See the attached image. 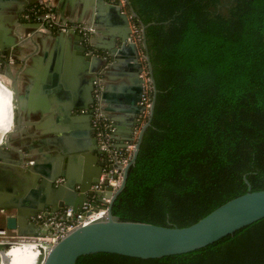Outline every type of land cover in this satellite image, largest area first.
Segmentation results:
<instances>
[{
	"label": "trees",
	"instance_id": "trees-1",
	"mask_svg": "<svg viewBox=\"0 0 264 264\" xmlns=\"http://www.w3.org/2000/svg\"><path fill=\"white\" fill-rule=\"evenodd\" d=\"M126 8L145 28L157 93L149 92L154 114L113 215L187 227L264 190V0H128ZM76 264H264V218L188 253L101 252Z\"/></svg>",
	"mask_w": 264,
	"mask_h": 264
},
{
	"label": "water",
	"instance_id": "water-1",
	"mask_svg": "<svg viewBox=\"0 0 264 264\" xmlns=\"http://www.w3.org/2000/svg\"><path fill=\"white\" fill-rule=\"evenodd\" d=\"M39 2L40 0H0V51L3 52L6 49L1 42L2 31H10V28L5 23L11 25L13 19H18L26 7ZM86 7L90 8L92 15L93 13L96 14L95 22H99L101 20L100 16L105 13L117 17L120 21L121 30L118 35V43L123 46L124 52L129 55L127 60L133 62L128 64L124 74L129 82V88L127 89L128 98L124 100L126 104L124 107L132 115L131 120L135 121L140 109L143 110V106L139 105L144 82L143 78H140L143 63L139 61V59H142L140 52L142 48L145 50L155 95L157 93L148 53L145 28L143 44L138 45L136 42L129 40L132 32L131 21L128 14L122 12L119 5L111 4L107 0H87ZM35 25L38 26L39 24ZM109 50L114 52L112 47ZM7 55L8 57L10 56L9 50H7ZM0 59H2L1 54ZM119 59V57H115V61H119ZM55 64L56 66L58 65L57 62ZM107 65L108 59L106 56L87 55L84 48H78L71 66L73 71L81 72L84 79L79 89L80 95L68 98V102L63 104V107L67 114L78 108L88 109L86 114L73 116L72 120H86L89 129L88 122L90 123L93 116V109L90 106L95 101L93 91L98 80H101L103 87L102 103H108L110 99L109 90L113 87L107 83L114 76L110 75ZM118 66L119 64H115L112 68H118ZM3 71L5 70L0 69V78L3 77ZM52 73L53 76L49 77V84L46 85V88L48 91L53 92L54 90L57 91L61 86V76L60 71L55 73L52 70ZM38 88L41 90L40 87ZM12 92L15 106L19 104L22 107L24 96L18 92L14 94L13 90ZM36 97H40V94ZM154 107L155 98L152 102L150 119L141 130L131 165L136 161L144 131L151 123ZM103 110L106 114V111L113 109L103 105ZM116 146L122 147L118 144ZM2 149L3 147L0 146V179L5 177L4 182L8 186L5 191H0V208L3 211H8L16 207L18 213L10 215L2 212L6 214V227H0V231L8 229L15 231L19 236H36L41 228L37 227L38 221H34L33 218L39 211H44L46 214H54L65 208H72L75 211L83 210L84 202L90 195L94 194L106 195L112 198L106 218L92 219L79 225L62 238L48 254L45 253L44 249H40L37 264H76L81 256L101 252L143 259L188 253L206 247L264 218V190L249 191L231 199L187 227L162 226L117 217L112 213V204L127 183L130 167L126 170L122 187L115 194H112V189L109 187V192L104 194L100 191L95 192L92 187L94 183L99 182V177L106 165L105 161L99 162L95 178L89 179L86 177L84 181L71 177L63 163H60L54 173H44L40 170L38 164H34V161H31L32 164L24 166L25 168L20 172V176L11 169H2L1 161L5 159ZM99 152L103 154L101 150ZM90 171H92L91 167ZM61 176L65 177V181L56 186L55 181ZM43 184L52 189L49 191L50 193L40 191L39 187ZM99 201H103V199L99 198ZM0 264H2L1 256Z\"/></svg>",
	"mask_w": 264,
	"mask_h": 264
},
{
	"label": "crops",
	"instance_id": "crops-1",
	"mask_svg": "<svg viewBox=\"0 0 264 264\" xmlns=\"http://www.w3.org/2000/svg\"><path fill=\"white\" fill-rule=\"evenodd\" d=\"M41 4L54 8L59 18L68 23L94 25L96 32L92 36V47H88L83 36L76 31L60 33L59 30H46L39 22L24 20L22 14L27 7L18 19H13L11 25L5 23L10 31H2L1 42L6 49L0 51V65L5 70L1 77L3 82L0 78V98L1 104H6L5 111L0 116V146L3 147L5 158L1 161L2 169H11L21 176L24 166L34 161L42 172L54 173L60 163H63L67 173L76 180L84 181L86 177L92 179L97 176V167L100 161H104V155L99 152L93 116L88 122L90 129L86 120H72L73 116L86 114L88 109L78 108L67 114L63 107L68 98L80 95L79 89L84 79L82 73L73 71L71 66L78 48H84L87 55L107 57V70L114 78L107 83L113 88L109 90V102L103 105L112 107L113 110L106 111V116L113 127V139L116 144L124 146L127 142H133L141 133L137 132L142 110L140 109L135 121H132V115L124 107L129 88L124 74L128 64L133 62L127 60L129 55L118 43L121 24L117 17L105 13L100 16L99 22H95L96 14L92 15L90 8L86 7L87 0H40L34 5ZM129 40L134 42L132 32ZM111 47L114 52H110ZM7 50L10 52L9 57ZM140 52L142 57L145 51L142 48ZM115 57H119V61H115ZM115 64H119L118 68H112ZM52 70L55 73L60 71L61 76V86L53 92L46 88L49 77L53 74ZM12 81L15 82L16 94L18 92L24 96L23 106H15L14 121V95L13 89H10L13 88ZM39 94L40 97L37 98ZM93 94L95 95V89ZM139 105L142 106L141 101ZM4 178L0 179V191H5L8 186ZM64 181V176L58 177L55 185ZM39 189L43 193H50L52 190L44 184ZM0 212L16 215L18 209L14 207L3 211L0 208ZM40 212L44 211L38 213ZM33 220H36V216ZM37 227L41 228L39 222Z\"/></svg>",
	"mask_w": 264,
	"mask_h": 264
},
{
	"label": "built area",
	"instance_id": "built-area-1",
	"mask_svg": "<svg viewBox=\"0 0 264 264\" xmlns=\"http://www.w3.org/2000/svg\"><path fill=\"white\" fill-rule=\"evenodd\" d=\"M112 4L119 5L125 11L131 21L132 39L138 45L142 44L144 39L143 30L132 22L133 14L127 11L128 0H108ZM37 5L31 6L25 12L24 17L27 20L39 22L46 30H59L61 32L76 31L80 33L84 42L88 47H92V36L96 32L94 25L87 23L71 24L59 18L54 8L49 5L41 4L35 10ZM93 51H90L92 53ZM143 69L141 77L143 78V90L141 96V105L143 106L142 115L149 117L151 114L152 100L149 92L153 89L151 81V73L146 60V55L142 54ZM102 83L101 80L96 82L95 101L92 104L93 109V127L95 129L96 138L99 148L104 155L106 163L102 176L92 189L95 192L108 193V188L111 187L112 194H115L123 185L126 170L131 166L136 146L139 140L140 132L145 126L144 122H140L138 126V134L133 142H127L125 146L118 147L113 139V127L109 122L102 103ZM141 115V117H142ZM141 120V118H140ZM102 198L103 201H99ZM112 203V198L108 196H100L99 194L90 195L83 204V210H73L72 208L62 209L54 214H46L40 212L36 215V220L40 223L41 230L36 236H19L13 231L4 229L0 231V243L6 238H13V244L27 243L32 240L40 244L45 253L48 254L51 249L69 232L79 225L96 218H106L109 213V208Z\"/></svg>",
	"mask_w": 264,
	"mask_h": 264
},
{
	"label": "bare ground",
	"instance_id": "bare-ground-1",
	"mask_svg": "<svg viewBox=\"0 0 264 264\" xmlns=\"http://www.w3.org/2000/svg\"><path fill=\"white\" fill-rule=\"evenodd\" d=\"M13 109V121H14ZM2 138V137H0ZM9 243H0V256L2 258V264H37L38 257L40 255V249L43 247L35 241L9 244L11 247H7Z\"/></svg>",
	"mask_w": 264,
	"mask_h": 264
},
{
	"label": "rangeland",
	"instance_id": "rangeland-1",
	"mask_svg": "<svg viewBox=\"0 0 264 264\" xmlns=\"http://www.w3.org/2000/svg\"><path fill=\"white\" fill-rule=\"evenodd\" d=\"M10 88V87H9ZM10 89H12V88H10ZM5 107H6V104L4 103L3 105L1 104V98H0V116H1V114H3L2 112H4L5 111ZM1 119V118H0ZM6 214H4V213H2V212H0V227H6ZM10 231H12V230H10ZM13 234H15V233H13L12 232V235ZM13 238H6V239H4V241L3 242H6V243H9V244H13L14 242H13V240H12ZM9 244H8V246L7 247H11V246H9Z\"/></svg>",
	"mask_w": 264,
	"mask_h": 264
},
{
	"label": "flooded vegetation",
	"instance_id": "flooded-vegetation-1",
	"mask_svg": "<svg viewBox=\"0 0 264 264\" xmlns=\"http://www.w3.org/2000/svg\"><path fill=\"white\" fill-rule=\"evenodd\" d=\"M31 6H29V7H27L26 9H25V11H24V13L23 14H25V12L26 11H28V9L30 8ZM22 14V18L24 19V20H27V19H25V17H24V15ZM1 60V59H0ZM0 69L1 70H4V68H3V65H0ZM1 73V72H0ZM3 73H5L4 71L2 72V74ZM12 89H13V91H14V94L16 93V88H15V82L14 81H12ZM17 234V233H16ZM18 235V234H17Z\"/></svg>",
	"mask_w": 264,
	"mask_h": 264
}]
</instances>
